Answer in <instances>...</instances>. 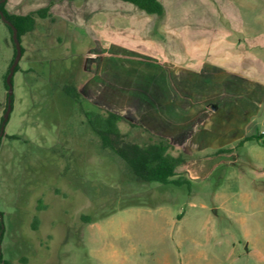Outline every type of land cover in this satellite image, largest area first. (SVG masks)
Masks as SVG:
<instances>
[{
	"label": "rangeland",
	"instance_id": "1",
	"mask_svg": "<svg viewBox=\"0 0 264 264\" xmlns=\"http://www.w3.org/2000/svg\"><path fill=\"white\" fill-rule=\"evenodd\" d=\"M238 3L248 20L245 37L264 39V0ZM62 7L63 17L41 20L23 37L25 54L13 78L0 146L3 259L264 264V145L253 140L238 147L245 137L264 134V46L250 49L247 77L231 74L230 97H221L220 110L207 111L206 92L227 84L218 74L207 81L187 68L194 66L186 47L194 33L170 30L176 16L159 21L112 0L64 1ZM102 8L118 16L119 30L95 24ZM240 37L235 33L230 41L239 45ZM162 53L181 63H166ZM13 55L12 35L0 18V125ZM64 72L76 75L87 108L96 105L153 131L176 132L175 154L190 158L178 173L191 188L125 180L123 161L103 150L82 107L49 94L47 78ZM121 129L131 130L126 123ZM221 149L235 150L217 155ZM85 213L97 221L83 224Z\"/></svg>",
	"mask_w": 264,
	"mask_h": 264
},
{
	"label": "trees",
	"instance_id": "2",
	"mask_svg": "<svg viewBox=\"0 0 264 264\" xmlns=\"http://www.w3.org/2000/svg\"><path fill=\"white\" fill-rule=\"evenodd\" d=\"M71 2L78 0H69ZM130 3L139 10L144 11L148 15H156L162 20L165 17V8L160 0H121ZM1 10L6 18L17 28L18 37L23 43V37L32 33L37 25L38 20H52L53 17L49 13V9H41L28 15L11 14L6 9V1L1 4ZM1 18V17H0ZM11 35L12 29L7 25ZM13 42V37H12ZM14 55L9 66L6 78L10 72V67L14 62L17 51L13 42ZM24 56L25 48L22 45ZM21 70L20 64L16 67L15 74ZM44 74V73H43ZM45 75V74H44ZM14 82V79H13ZM47 89L50 95H55L57 100L60 98L70 102L78 103L82 107V111L87 117V122L92 131L100 138L103 150L117 155L124 164L126 172L122 173V177L137 184L175 185L177 187L187 186L191 188V181L184 175H179L178 170L185 168L190 158L183 152L175 154L176 147L172 140L168 137L153 133L142 124H138L128 119L124 115L114 112L107 108H99L93 105V108L85 106L86 100L80 91L76 75L68 72L57 74V79L47 78ZM8 107V103H7ZM4 119H2L3 122ZM126 123L131 130L124 133L121 124ZM2 125V123H1ZM0 125V129H1ZM7 125V123H6ZM5 134L0 137V146ZM8 138L12 140L21 139L20 136L11 135ZM264 134H257L251 137H245L238 147L243 146L247 141H257L264 145ZM235 149H221L216 152L217 155L231 153ZM3 215L0 213V264H9L2 257L1 244L5 234ZM83 224H92L97 221L92 214L85 213L81 215Z\"/></svg>",
	"mask_w": 264,
	"mask_h": 264
},
{
	"label": "crops",
	"instance_id": "3",
	"mask_svg": "<svg viewBox=\"0 0 264 264\" xmlns=\"http://www.w3.org/2000/svg\"><path fill=\"white\" fill-rule=\"evenodd\" d=\"M64 1L67 3H75L83 0L73 2L69 0H6V9L11 14L28 15L47 8L53 17L51 21H54L55 17H63L65 15L61 11ZM112 1L132 5L121 0ZM238 1L239 0H175V5L169 6L168 2L160 0L165 8L166 14L165 17L162 20L159 19V21H163L170 15H174L176 16L175 23L171 25L170 30L176 33L185 31L194 33L192 41L186 46L191 56L190 61L194 62V66L187 68L199 74L197 77L200 79L210 81L214 79L215 74H218V78L226 81V87L223 85L222 88L216 91L206 92L208 93V100H204L206 103H204V105H206L207 111H210L209 106L217 111L220 110L221 97H230V85L228 82L230 78H233L231 74L234 75L236 80L241 77H247L250 71L247 67V62H249V55H252L250 49L264 46V39L259 36L253 35L247 38L245 34H243L248 31L249 26H247L248 20L246 21V18L244 19L245 15L242 10V5H240ZM187 15L194 17L193 20L191 19L188 21L187 19H182V16ZM118 19V16L116 14L114 15L113 11L109 14L102 8L95 12V24L101 29L105 26V29L115 31V29L119 28ZM39 21L41 20L37 21V25ZM167 25L168 24L165 26ZM235 33H240L243 36L240 37L241 42L239 45L230 41ZM242 41H247V43H243ZM175 54L177 55V53ZM162 55L165 57L166 63H181L177 61L178 58L173 57L174 55H168L166 53H162ZM171 57L175 58V61L172 60ZM196 94L199 95L200 91ZM227 106L229 110V100H227ZM144 126L153 133L168 137L172 141L176 136V132H168L165 127L164 130L157 132L155 130L153 131V129L151 130L147 125Z\"/></svg>",
	"mask_w": 264,
	"mask_h": 264
},
{
	"label": "water",
	"instance_id": "4",
	"mask_svg": "<svg viewBox=\"0 0 264 264\" xmlns=\"http://www.w3.org/2000/svg\"><path fill=\"white\" fill-rule=\"evenodd\" d=\"M5 1L6 0H0V17H1L2 21L12 29V33H13L12 37H13V42H14L15 47H16L17 54H16V57L14 59L13 64L10 67V72H9L7 79H6V84L8 86V107H7L6 114L4 116V120H3L2 125H1L0 137H2L5 133L6 123H7L9 116H10V113L12 111V97L14 94L13 78L15 75L16 67L19 65V63L22 59V54H23L22 44H21V41L18 37L17 28L6 18V16L4 15V12L1 10V4Z\"/></svg>",
	"mask_w": 264,
	"mask_h": 264
}]
</instances>
